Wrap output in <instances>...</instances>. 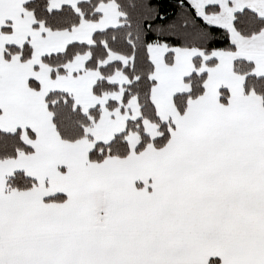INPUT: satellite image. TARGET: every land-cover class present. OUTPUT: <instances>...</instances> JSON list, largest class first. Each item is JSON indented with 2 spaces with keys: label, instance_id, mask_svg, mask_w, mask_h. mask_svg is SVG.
<instances>
[{
  "label": "snow or ice",
  "instance_id": "snow-or-ice-1",
  "mask_svg": "<svg viewBox=\"0 0 264 264\" xmlns=\"http://www.w3.org/2000/svg\"><path fill=\"white\" fill-rule=\"evenodd\" d=\"M0 264H264V0H0Z\"/></svg>",
  "mask_w": 264,
  "mask_h": 264
}]
</instances>
